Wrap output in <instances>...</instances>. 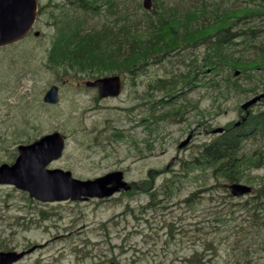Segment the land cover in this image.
I'll return each instance as SVG.
<instances>
[{
    "label": "rangeland",
    "instance_id": "obj_1",
    "mask_svg": "<svg viewBox=\"0 0 264 264\" xmlns=\"http://www.w3.org/2000/svg\"><path fill=\"white\" fill-rule=\"evenodd\" d=\"M38 1L33 30L40 35L0 45V162L10 163L18 144L57 130L65 146L49 168L69 169L78 179L119 169L133 188L107 200L43 202L0 184V250L26 251L14 264H243L239 258L247 257L246 252L255 255L256 264H264V223L250 224L261 206L253 194L264 181V168H247L239 181L202 169L186 172L198 146L216 135L212 130L241 121V104L257 93L217 99L216 90L201 79L193 80L191 88L181 87L170 101L159 102L165 93L150 84L184 70L180 57L188 56V48L146 65L145 71L120 73L122 93L94 99L83 85L91 76L48 67L58 31L52 15L63 8L73 13L72 3ZM164 1L188 6L192 0ZM210 1L229 9L247 2ZM128 2L135 9L136 1ZM95 17L99 22L104 18ZM54 71L61 72L56 76ZM51 83L59 85V100L46 104L42 98ZM263 107L264 97L247 111ZM117 130L122 136H113ZM257 146L264 147V140ZM237 182L250 185L249 192L231 195L227 186ZM196 251L200 258L192 260Z\"/></svg>",
    "mask_w": 264,
    "mask_h": 264
},
{
    "label": "trees",
    "instance_id": "obj_2",
    "mask_svg": "<svg viewBox=\"0 0 264 264\" xmlns=\"http://www.w3.org/2000/svg\"><path fill=\"white\" fill-rule=\"evenodd\" d=\"M128 1L70 0L73 13L63 8L53 14L58 31L48 53V67L91 77L116 72L134 75L189 48L188 56L180 57L185 69L157 77L150 84L152 89L173 97L201 79L216 90L217 99L264 89V0H244L234 9L210 0H192L188 6L153 0L150 11L142 10L139 0H134L135 9H129ZM95 15L104 18L99 22ZM195 47L201 51L193 53L190 49ZM245 120L238 126L227 124L224 132L201 143L186 172L202 169L213 177L239 181L247 168H264V147L257 146L264 140V107L250 109ZM253 198L261 204L252 213L250 224L255 227L264 223L263 180ZM248 254L239 261L256 264L255 255ZM198 258L196 251L191 259Z\"/></svg>",
    "mask_w": 264,
    "mask_h": 264
},
{
    "label": "water",
    "instance_id": "obj_3",
    "mask_svg": "<svg viewBox=\"0 0 264 264\" xmlns=\"http://www.w3.org/2000/svg\"><path fill=\"white\" fill-rule=\"evenodd\" d=\"M142 5L150 9L152 0H142ZM36 10V0H0V45L13 42L27 34L34 23ZM85 85L97 87L100 97L115 96L121 91V80L118 75L87 80ZM262 97L264 91L245 101L241 107L247 110L248 106ZM58 98L56 85H51L43 96L46 103H56ZM222 130V127H217L212 132ZM188 140L189 137L182 141L178 148L184 146ZM63 147V137L57 131L45 134L31 143L18 145V155L14 162L0 164V184H12L16 188L28 191L30 197L41 201L102 198L120 189L127 190L131 187L130 183L123 179L120 170L81 180L72 177L68 170L46 168L49 162L61 156ZM228 188L233 195H241L250 190L248 186L240 183L230 184ZM25 253L26 251H0V264H12Z\"/></svg>",
    "mask_w": 264,
    "mask_h": 264
},
{
    "label": "flooded vegetation",
    "instance_id": "obj_4",
    "mask_svg": "<svg viewBox=\"0 0 264 264\" xmlns=\"http://www.w3.org/2000/svg\"><path fill=\"white\" fill-rule=\"evenodd\" d=\"M39 3H40V1H38ZM33 29H31L29 32H28V34L27 35H25L24 37H26V36H28V35H31V33H33L34 35H35V31H37V30H33ZM39 31V30H38ZM39 35H40V33H39ZM23 37V38H24ZM22 39V38H21ZM20 40V39H19ZM55 72V75L57 76V73L58 72H61V71H54ZM96 78H98V77H92L91 79H89V80H94V79H96ZM58 79V77L57 78H55L54 80H57ZM121 79H122V77H121ZM59 81H61V79H59ZM69 82V81H68ZM70 84H71V82H69ZM52 84H54V83H51L50 85H52ZM79 84V83H78ZM75 85H77L76 83H75ZM58 87H59V85H58ZM86 89H88L91 93H93V96H94V99L95 98H97L98 100H107V99H110V98H115V97H110V96H107V97H99L98 96V89H97V87H86Z\"/></svg>",
    "mask_w": 264,
    "mask_h": 264
},
{
    "label": "bare ground",
    "instance_id": "obj_5",
    "mask_svg": "<svg viewBox=\"0 0 264 264\" xmlns=\"http://www.w3.org/2000/svg\"><path fill=\"white\" fill-rule=\"evenodd\" d=\"M246 121V120H245Z\"/></svg>",
    "mask_w": 264,
    "mask_h": 264
}]
</instances>
